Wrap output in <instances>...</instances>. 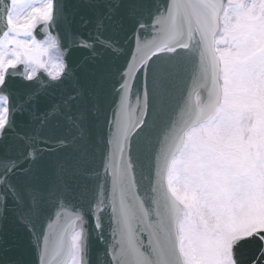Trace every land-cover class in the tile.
<instances>
[{
    "label": "snow or ice",
    "instance_id": "snow-or-ice-1",
    "mask_svg": "<svg viewBox=\"0 0 264 264\" xmlns=\"http://www.w3.org/2000/svg\"><path fill=\"white\" fill-rule=\"evenodd\" d=\"M0 22V264H264V0Z\"/></svg>",
    "mask_w": 264,
    "mask_h": 264
},
{
    "label": "water",
    "instance_id": "water-1",
    "mask_svg": "<svg viewBox=\"0 0 264 264\" xmlns=\"http://www.w3.org/2000/svg\"><path fill=\"white\" fill-rule=\"evenodd\" d=\"M3 24L0 22V27H2ZM5 233H6V240L10 246V249L12 252L16 251L15 245L18 243V239L16 236V231L13 225L10 223L5 224ZM22 241V238H21Z\"/></svg>",
    "mask_w": 264,
    "mask_h": 264
}]
</instances>
